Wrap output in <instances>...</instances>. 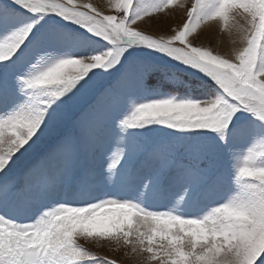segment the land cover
<instances>
[{"label":"snow or ice","instance_id":"obj_1","mask_svg":"<svg viewBox=\"0 0 264 264\" xmlns=\"http://www.w3.org/2000/svg\"><path fill=\"white\" fill-rule=\"evenodd\" d=\"M107 8L0 0V264H264V0Z\"/></svg>","mask_w":264,"mask_h":264},{"label":"rangeland","instance_id":"obj_2","mask_svg":"<svg viewBox=\"0 0 264 264\" xmlns=\"http://www.w3.org/2000/svg\"><path fill=\"white\" fill-rule=\"evenodd\" d=\"M91 2L100 7L107 14H111L107 8V0H91ZM190 6V0H187ZM160 19H153L151 26L147 23H141L139 26L150 34H167L169 27H174L182 23L184 16L183 10L175 5L170 6L164 12L158 14ZM194 43L203 44L204 46H210L214 50L222 53H228L233 47L230 43L227 33H222L217 24L212 23L204 26L199 35L195 38ZM225 44V45H224ZM81 245L87 248L89 251L96 253L97 255L108 257L117 262V264H135L132 258L124 255V250H113L107 243L101 242L97 244L94 241H80Z\"/></svg>","mask_w":264,"mask_h":264},{"label":"bare ground","instance_id":"obj_3","mask_svg":"<svg viewBox=\"0 0 264 264\" xmlns=\"http://www.w3.org/2000/svg\"><path fill=\"white\" fill-rule=\"evenodd\" d=\"M225 45V44H224Z\"/></svg>","mask_w":264,"mask_h":264}]
</instances>
